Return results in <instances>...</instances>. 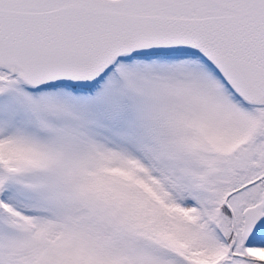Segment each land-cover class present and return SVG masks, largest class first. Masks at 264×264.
Masks as SVG:
<instances>
[{
  "label": "snow or ice",
  "instance_id": "6c2138e0",
  "mask_svg": "<svg viewBox=\"0 0 264 264\" xmlns=\"http://www.w3.org/2000/svg\"><path fill=\"white\" fill-rule=\"evenodd\" d=\"M0 264H264V0H0Z\"/></svg>",
  "mask_w": 264,
  "mask_h": 264
}]
</instances>
